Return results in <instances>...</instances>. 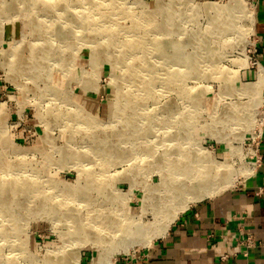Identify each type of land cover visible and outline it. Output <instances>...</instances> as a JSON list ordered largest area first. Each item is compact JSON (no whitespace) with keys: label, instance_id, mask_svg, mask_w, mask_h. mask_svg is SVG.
I'll return each instance as SVG.
<instances>
[{"label":"rangeland","instance_id":"rangeland-1","mask_svg":"<svg viewBox=\"0 0 264 264\" xmlns=\"http://www.w3.org/2000/svg\"><path fill=\"white\" fill-rule=\"evenodd\" d=\"M51 5L0 0V264H90L96 250L77 238L94 231H62L91 211L101 228L125 225L130 215L154 226L163 222L180 203L160 196L165 165H186L201 156L198 150L206 151L199 158L207 172L215 160L229 165L220 170L232 180L224 190L239 186L255 167L263 89L257 95L252 84L238 81L242 69L256 72L253 0H95L84 8L91 25L81 33L60 27ZM62 6L66 18L74 17L76 1ZM160 29L168 34H152ZM153 37L190 66L169 69L176 58H141L134 63L154 62V73L128 68L135 58L130 49ZM77 178L71 194L51 187H70ZM159 237L112 259L137 254Z\"/></svg>","mask_w":264,"mask_h":264},{"label":"crops","instance_id":"crops-1","mask_svg":"<svg viewBox=\"0 0 264 264\" xmlns=\"http://www.w3.org/2000/svg\"><path fill=\"white\" fill-rule=\"evenodd\" d=\"M251 24L256 55L264 65V0H253ZM256 75L242 69L238 81L250 85ZM259 153L261 164L239 186L193 201L150 246L118 256L114 264H264V128ZM83 259L79 255L78 262Z\"/></svg>","mask_w":264,"mask_h":264},{"label":"bare ground","instance_id":"bare-ground-1","mask_svg":"<svg viewBox=\"0 0 264 264\" xmlns=\"http://www.w3.org/2000/svg\"><path fill=\"white\" fill-rule=\"evenodd\" d=\"M26 1V0H25ZM52 1V5L51 7L53 9H56L57 11H55L57 13V15H59V17L61 16V18L55 17V20L58 21L57 23L59 24L60 27H70V30H72L73 32H80L81 33V29L85 30V26L87 25H91V17H87L86 15L83 14L84 8L86 7H90L93 6L92 4H95V0H70V2L72 4L75 3V1L77 2V6H75V8L73 9L74 11V17L71 18H66L64 16V8H67V6L63 7L62 6V2L66 3V0H50ZM156 2V1H155ZM154 2V3H155ZM12 4V2H9V6ZM157 6V5H156ZM214 5H209L207 8H215L213 7ZM241 8V7H240ZM242 11H243V15L246 14V16L249 15V11L245 10L244 7H242ZM241 11V12H242ZM63 12V13H62ZM220 17H224L226 19H230L231 15L228 16L227 12L223 15V13L220 11ZM92 16V15H91ZM99 18V17H96ZM227 22V20H226ZM229 24V23H228ZM228 24L226 23L225 26L228 27ZM56 25V24H55ZM145 25V24H143ZM46 26V25H44ZM73 28V29H72ZM75 29V30H74ZM149 31L148 30H144V33L147 34ZM170 33V32H169ZM151 34V33H150ZM154 36H163L165 34H168L167 32H164L162 29L157 30L155 32L152 33ZM48 35V34H47ZM53 35H59L58 32L55 30ZM143 47H137L136 49L132 48L130 49L131 53L128 57L133 58L134 61H132V63H130L127 67L133 69L136 72H141V71H146V72H152L154 73L153 69L155 64L154 62H150V63H146L147 61H145V64L147 65V67H145L143 64H140L138 66V64L134 63V62H138V59H143V58H150L151 61H155V59L159 58V59H163L165 61V59H174L176 58L177 61H171L167 63L169 69H181L182 66H190V63H185V61H183L182 55H170L167 51H166V47L163 43L162 38H158V37H153L150 39H143ZM124 46V43L121 45V47ZM180 48V46L177 44L175 46L172 47L173 51H177ZM136 50V51H135ZM97 51V50H96ZM91 56L94 59V61H96V56L95 54L92 52L91 50ZM139 53V54H137ZM141 53H145L142 54ZM127 56V55H126ZM124 54H122L119 59L122 60L119 62V64H121L122 66L124 65L125 61L124 58L126 57ZM201 55L198 54V58H200ZM208 57V55L206 56ZM47 58V57H46ZM98 58V57H97ZM211 58V55L210 57ZM163 61V64H165ZM204 62V61H203ZM210 63V61L208 62ZM192 65H194L192 63ZM145 67V69H143ZM152 67V68H151ZM263 67L259 66L258 70L256 71V80L255 82L252 84L253 85V90L252 92L256 93L257 95L260 93V91L262 89H264V73H263ZM132 71V70H131ZM117 72V70H116ZM180 73V70H179ZM147 81V83L145 84H152V81L148 79H145ZM177 80V79H175ZM180 80V79H179ZM248 84L245 85V87L247 88ZM148 89H149V85H147ZM118 89V87H117ZM120 98V93H119V89L117 90L116 93V98L115 100ZM116 106V101L113 102V107L114 109H118L115 108ZM169 129V128H168ZM168 144L170 145L171 143L168 142ZM204 150H198V158L194 159L191 157V159L189 160L188 163H186V165H178V164H166L165 167L168 166V174L162 175V179H161V183L159 185L160 187V196H164L163 199H173V198H177L179 199V204L178 206H174L171 212V215L169 216L168 219H165L163 222H161L160 220H154L155 225H153L152 222H147V221H142L140 218V215L135 216V215H130V217H128V221L126 222L125 225H120L119 223L113 221L112 223L108 224L107 227L105 228H101L100 225L97 224V221H95V219L97 218V215L94 214L95 211H91L89 214V217L87 218V220H85L82 223H77L79 224L78 226L76 225L75 228H71V229H66L62 232H64L65 234L68 233L69 236H72V234H80V229H84V227L89 228L90 230L94 231V235H90V233H87L86 231L88 229H84L85 230V235L84 238H77L79 239V242H82V244L84 245L85 243L88 245H90L91 247H94V249L96 250V254L93 255L90 259V264H111L113 262V254L117 253V252H128L129 248H131L134 245H143L145 243H148L152 238L154 237H159L162 236L164 234V232L166 231L168 224L170 221H172V219H174V217L176 216V213L179 209L185 208L188 203L193 202V201H197L200 200L202 198L205 197H211L221 191H223L225 188H227L229 185L232 184V180L230 178V176L228 175H220V170H227L229 168V165L226 162H219L217 160L214 161V167L213 169H211L210 172H207V169L205 168L204 164L201 163L202 161H200L199 157H203L205 155ZM166 153V151L164 152ZM122 156V155H121ZM154 165V164H153ZM14 170H16V168H11L9 169L10 173H12L14 176H16V174H18L17 172H15ZM18 171V170H17ZM16 178H13V180H15ZM69 185H67L66 183L62 186V187H57L56 185H52L51 187L56 191V192H62V194H71L73 189L77 188L79 185L78 183V178L75 180V182L72 183V185L70 187H68ZM68 188V190H67ZM68 191V192H66ZM114 193L115 191L112 190ZM14 193V192H12ZM55 196V195H52ZM63 200H68L67 198H64ZM8 208V207H5ZM9 209V208H8ZM11 210V209H10ZM11 212V211H8ZM155 214H157V212H155ZM68 217V216H67ZM143 217V216H142ZM154 226V227H153ZM78 227V228H76ZM109 227V228H108ZM154 230H151V229ZM89 230V231H90ZM92 233V231H90ZM70 233V234H69ZM96 234H101V235H105V239H103V237H97L95 238L97 235ZM63 235V234H62ZM67 235V234H66ZM67 235V236H68ZM83 236V235H81ZM79 237V236H78ZM68 238H65L62 240V243L68 242L67 240ZM71 239V237H70ZM73 241V240H72ZM115 256V255H114ZM78 257H79V252L76 254V258L78 261ZM9 259V258H8ZM49 261V262H48ZM2 264H61V262H55L52 263L51 260L45 259V261L42 262H38V261H32V262H26V263H22V262H13L10 260H6L4 261Z\"/></svg>","mask_w":264,"mask_h":264},{"label":"built area","instance_id":"built-area-1","mask_svg":"<svg viewBox=\"0 0 264 264\" xmlns=\"http://www.w3.org/2000/svg\"><path fill=\"white\" fill-rule=\"evenodd\" d=\"M254 38H253V43H254ZM254 46V45H253ZM252 60H253V65H255L256 67V71L258 70L259 66L263 67L264 69V65L260 62V59L258 58V56L256 55V50H255V47H253V50H252ZM263 73H264V70H263ZM262 102H261V117H260V120H259V126H258V131H257V134H256V141L254 143V163L255 165L254 166H257V165H260L261 164V160H262V156L261 154L259 153V144H260V139H261V134H262V130L264 128V89H263V94H262ZM246 244H250V241H249V238H247L246 240ZM114 264V262L112 263Z\"/></svg>","mask_w":264,"mask_h":264}]
</instances>
